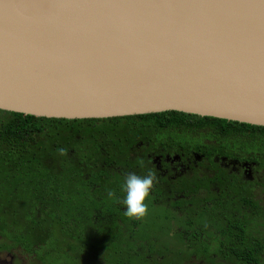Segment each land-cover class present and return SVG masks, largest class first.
<instances>
[{
    "label": "water",
    "instance_id": "water-1",
    "mask_svg": "<svg viewBox=\"0 0 264 264\" xmlns=\"http://www.w3.org/2000/svg\"><path fill=\"white\" fill-rule=\"evenodd\" d=\"M0 110L264 128V0H0Z\"/></svg>",
    "mask_w": 264,
    "mask_h": 264
},
{
    "label": "flooded vegetation",
    "instance_id": "flooded-vegetation-1",
    "mask_svg": "<svg viewBox=\"0 0 264 264\" xmlns=\"http://www.w3.org/2000/svg\"><path fill=\"white\" fill-rule=\"evenodd\" d=\"M71 135L78 148L72 137L70 143L42 139L27 144L17 162L1 158L11 154L1 151L10 145L0 142V264H50L49 254L56 263L77 254L80 264H264V160L211 143L177 150L126 122L78 124ZM34 161L55 194L34 180ZM149 170L158 183L146 203L152 200L164 214H154L155 223L144 229L134 223L132 230L144 231L133 239L124 227L121 186L127 173ZM184 228L185 236L175 239ZM155 231L169 237L165 253L148 246L150 255L129 251L134 241L164 246ZM50 241L53 247L33 258L21 255L32 243L42 250ZM92 246L102 251L92 257L82 249Z\"/></svg>",
    "mask_w": 264,
    "mask_h": 264
},
{
    "label": "trees",
    "instance_id": "trees-1",
    "mask_svg": "<svg viewBox=\"0 0 264 264\" xmlns=\"http://www.w3.org/2000/svg\"><path fill=\"white\" fill-rule=\"evenodd\" d=\"M107 121L118 124L126 122L129 127H136L142 133H153L159 143L169 142L179 149L183 146H204L206 143H211L218 147L223 145L222 149L231 154H239L244 157L252 156L264 160V128L241 126L183 112H163L110 119L68 120L31 115L25 116L21 113L3 110H0V142L10 146L1 151L5 152V154H11V156H6L7 158L3 156L1 158H11L13 160L15 157L17 162L21 158L20 152L28 149L27 144L38 143L42 139L50 144L70 143L71 132L77 130L78 124L94 126L97 123H105ZM182 134L191 137L194 141L190 143L185 140L183 141L185 145H183ZM77 143V140L73 139L72 145L76 148H78ZM205 148L208 149L207 147ZM48 151L50 153L53 152V148ZM33 166L35 167L33 171L34 180L42 181L44 191L47 189L50 193L55 194L57 191L54 190L57 188L55 187L56 189L54 188L53 190V184L50 187V182L39 177L40 172L35 171L37 168L35 161ZM40 201V199L37 201L40 207L46 206ZM50 201L52 200H48V206H52ZM36 244L32 243L31 246ZM94 248L96 251L91 250V255H97L99 251H102L96 247Z\"/></svg>",
    "mask_w": 264,
    "mask_h": 264
},
{
    "label": "rangeland",
    "instance_id": "rangeland-1",
    "mask_svg": "<svg viewBox=\"0 0 264 264\" xmlns=\"http://www.w3.org/2000/svg\"><path fill=\"white\" fill-rule=\"evenodd\" d=\"M181 140H182V144L183 145H185L184 142H183L185 140L189 141L190 143L192 141H194L193 139H191V137L186 136L185 134H182L181 135ZM155 147H158V145H155ZM155 147H153V148H155ZM183 147L186 148V146H183ZM156 149H159V148H156ZM176 149L179 150V148H176ZM185 152L187 153V151H185ZM121 174H123V173H121ZM115 177L117 178L118 176L116 175ZM147 204H148V213H147L146 216H144L142 218H139V219L125 216V220H126L127 223L124 225V227H127V230H128V233L129 234H133L134 235V236H132L133 239H138V238L140 239V238H142L143 237L142 236L143 235V231H144L143 229L146 226H150V224H154L155 223V221H154V214H159V215H161V213L164 214L162 212L161 206L154 205V203L152 202V200H150L149 202H147ZM120 215L122 216L121 213H120ZM127 217H128V220H127ZM134 223L136 224V226H138V229L139 228H143V229H140L139 231L132 230L135 227V224ZM186 230H188V229L187 228H184L183 230H178V232L176 233L177 238H175V237L174 238L175 239L183 238L185 236ZM189 230L190 231H193L191 229H189ZM156 234H157V232H156ZM155 237L158 240L160 239L161 242L164 244V246L156 245L155 243H152V242H149V244H146V245L134 244L136 242V241H134V242H132L129 245V247H128L129 248V251L130 252L131 251L133 252V251H135L137 249H140L139 252L142 255H150V254H152V251H149V252H146L145 253V250L147 249V246H148L150 248V250L151 249H154V248L155 249L156 248H159V251L161 253H165V249L167 248V245H166V242H165V238H169V237L168 236L164 237L163 233H158L157 235H155ZM51 244H53V243H51V241H50V243L47 244L46 246H44L42 248V250H36V249L34 250L33 249L34 246H32V247L26 246L25 248L27 250H24V251L22 250L21 255H24V256L27 255V256H30L31 258H33L34 252H37V253L40 254V253H42V251H45L46 249L52 248L53 245H51ZM96 248L99 249V247H96ZM82 249L87 250L88 253H90L91 250L92 251H96L95 248H94V246H92V248H90V250L87 249V248H82ZM49 255H52V254H49ZM49 255H47L48 258L45 260V263H50L51 264L52 262H54L52 264H65V262H66V264H80V261L77 258V254H76V258H71V259L65 260V262H64V260H62V263H56V262H59L60 260L58 258H53V257H51ZM130 259L131 258H129V260ZM130 261L133 262V264H136L137 263L136 261H132V260H130ZM160 264H164V263H160Z\"/></svg>",
    "mask_w": 264,
    "mask_h": 264
},
{
    "label": "clouds",
    "instance_id": "clouds-1",
    "mask_svg": "<svg viewBox=\"0 0 264 264\" xmlns=\"http://www.w3.org/2000/svg\"><path fill=\"white\" fill-rule=\"evenodd\" d=\"M59 151L62 155L64 149H60ZM156 183H158V177L151 170L143 176L137 175L135 172L125 175L121 188L125 193L122 202L126 206V216L139 219L147 215L148 204L146 201ZM107 195L108 197H112L114 193L109 190Z\"/></svg>",
    "mask_w": 264,
    "mask_h": 264
}]
</instances>
